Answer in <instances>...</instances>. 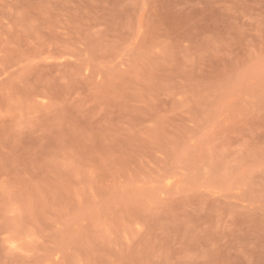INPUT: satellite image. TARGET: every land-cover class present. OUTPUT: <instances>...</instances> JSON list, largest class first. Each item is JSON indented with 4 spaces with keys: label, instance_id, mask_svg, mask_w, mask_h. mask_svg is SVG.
I'll use <instances>...</instances> for the list:
<instances>
[{
    "label": "rangeland",
    "instance_id": "374dc122",
    "mask_svg": "<svg viewBox=\"0 0 264 264\" xmlns=\"http://www.w3.org/2000/svg\"><path fill=\"white\" fill-rule=\"evenodd\" d=\"M0 264H264V0H0Z\"/></svg>",
    "mask_w": 264,
    "mask_h": 264
}]
</instances>
